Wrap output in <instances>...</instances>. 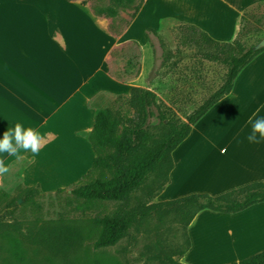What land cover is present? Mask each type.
<instances>
[{
	"label": "crops",
	"instance_id": "crops-1",
	"mask_svg": "<svg viewBox=\"0 0 264 264\" xmlns=\"http://www.w3.org/2000/svg\"><path fill=\"white\" fill-rule=\"evenodd\" d=\"M23 1L0 3V139L19 122L39 133L41 146L35 155L4 153L0 159L9 172L22 163L17 176L23 186L38 184L49 190L50 184L70 183L92 165L94 154L84 137L94 124L90 103L101 95L128 91L114 77L111 52L116 39L104 20L76 1L39 0L37 7ZM258 2L264 0H144L118 45L137 39L130 38L132 33L141 36L137 21L152 6L158 17L178 16L216 41L227 42L219 36L226 33L233 39L243 12ZM202 3L207 7L203 13ZM258 118H264V51L172 152L169 183L157 198L169 189L176 192L171 200L191 194L218 196L264 181V140L254 144L247 139L249 121ZM67 172L69 179L63 175ZM186 186L188 192L181 193ZM187 231L190 247L180 258L185 264L239 262L264 250V203L237 214L202 211Z\"/></svg>",
	"mask_w": 264,
	"mask_h": 264
},
{
	"label": "trees",
	"instance_id": "trees-1",
	"mask_svg": "<svg viewBox=\"0 0 264 264\" xmlns=\"http://www.w3.org/2000/svg\"><path fill=\"white\" fill-rule=\"evenodd\" d=\"M129 1L116 0L125 9H132L131 21L140 11L144 0L133 6ZM81 5L86 6V3L81 1ZM263 5L264 2L255 3L243 12L235 38L227 42L216 41L192 24L185 23L175 28L178 31V46L195 51L203 60L221 64L226 69L220 87L202 104L184 115L183 120L174 119L166 110H162L153 92L140 87L130 89L128 110L125 112L95 109L93 128L85 135L94 154L92 165L70 190L71 196L87 202H116L110 215L92 221L90 231L94 226L101 227L93 248L115 245L134 225L152 216L160 221L168 216L175 217L187 231L191 221L202 211L237 214L264 203V181L218 196L191 194L173 200L152 202L169 183V174L173 169L172 152L189 136L192 127L218 101L231 93L239 73L264 51V48H254L259 40L250 46L244 44V40L254 31V25L263 23L264 13L258 16ZM91 12L97 17L114 16L111 9ZM112 33L114 36L121 35L120 31ZM143 36L155 53L152 36L161 44L158 33L152 28H145ZM168 61L169 57L162 56V65ZM153 172L157 174L146 185L144 197L137 198L131 204L133 194L145 185L146 178ZM92 175L96 176L94 180L85 182ZM106 176L109 178L106 179ZM43 192L38 184L31 187L22 185L14 197L0 202V264H94L86 253L79 251L83 244L80 231L66 224L68 222H57L56 226L47 227L43 223L40 226L36 223L29 225L14 219L21 205L33 204L34 199ZM19 200L22 204L18 203ZM189 247L187 236L186 245L178 251V257L181 258ZM167 263L182 264L171 258ZM229 264H264V250Z\"/></svg>",
	"mask_w": 264,
	"mask_h": 264
},
{
	"label": "rangeland",
	"instance_id": "rangeland-1",
	"mask_svg": "<svg viewBox=\"0 0 264 264\" xmlns=\"http://www.w3.org/2000/svg\"><path fill=\"white\" fill-rule=\"evenodd\" d=\"M2 1L0 0V3ZM4 1L11 4V0ZM27 1L29 5L32 4L36 7L41 5L39 0H25L22 5H27ZM74 1L78 3L84 1L86 3L85 7L90 11L111 9L114 12L113 18L100 17L106 23L111 35H113L112 31H120L123 35L139 13L130 21L132 9H125L116 0ZM139 1L130 0L129 3L132 2L131 6H133ZM203 6L204 3L199 8L201 13L207 8ZM263 13L264 5L258 11V16ZM137 22L139 26L137 30L141 31V36L135 35V33L130 35V38L137 39H131L128 43L118 45L121 40L118 37L121 35H113L116 39V46L111 52L114 59V77L124 84V89L128 91L127 95H101L94 103H90V106L95 109L125 112L128 110L127 98L130 89L140 87L153 92L156 102L162 110H166L174 119L183 120L184 115L202 104L206 98L220 87L226 69L221 64L203 60L195 51L178 46V31L175 28L186 23L180 17L172 14H164L158 17L156 16L155 7L152 6L149 12L145 11ZM145 28H152L159 35L161 44L156 37L152 36L155 53L143 36ZM253 30L252 34L244 40L246 46L255 44L264 37V19L261 25L255 24ZM256 30H259L260 33L258 34ZM219 37L225 39V41L235 38L229 40L230 35H226V33ZM162 56L169 57L166 65L161 64ZM87 134H84V137ZM86 159H83L84 167L88 164ZM20 165L22 163L17 162L9 173L0 177V202L14 197L17 194L18 187L22 186L17 176ZM90 167L85 170L84 174ZM84 174L74 178L70 183L57 182V184H50L49 187L52 189H42L43 194L35 198L33 204H23L16 210L14 219L29 225L36 223L40 226L43 223L47 227L56 226L57 222H68L66 224L80 231L83 244L80 246L79 251L86 253L88 258L94 261V264H168L167 260L169 258L186 263L184 260H180L177 254L186 245L188 231L184 230L182 225L172 216H168L162 221L156 216H152L134 225L128 234L115 245L100 249L93 248V243L101 233V227L94 226L90 231L91 223L95 219L110 215L115 209L116 202H87L71 196L70 190L80 182ZM156 174V172H153L148 175L145 185L131 197V204H134L137 198L142 199L144 197L146 185L155 178ZM63 175L68 179L72 177L69 172ZM95 177L92 175L85 182H91ZM108 178L109 176H106V179ZM59 189L63 191L58 192ZM179 191L187 193L188 188L186 186V188H180ZM175 193L169 189L162 197H156L152 202L171 200ZM18 203L20 204L21 200Z\"/></svg>",
	"mask_w": 264,
	"mask_h": 264
},
{
	"label": "clouds",
	"instance_id": "clouds-1",
	"mask_svg": "<svg viewBox=\"0 0 264 264\" xmlns=\"http://www.w3.org/2000/svg\"><path fill=\"white\" fill-rule=\"evenodd\" d=\"M251 132L247 139L250 143L258 144L264 140V118L249 121ZM41 136L33 128H25L19 122L13 128L7 129L0 139V154L7 153L9 157L19 158L20 153L31 151L33 155L38 154L41 146ZM9 172V167L4 159H0V177Z\"/></svg>",
	"mask_w": 264,
	"mask_h": 264
},
{
	"label": "water",
	"instance_id": "water-1",
	"mask_svg": "<svg viewBox=\"0 0 264 264\" xmlns=\"http://www.w3.org/2000/svg\"><path fill=\"white\" fill-rule=\"evenodd\" d=\"M256 50L264 48V37L259 40V42L254 46Z\"/></svg>",
	"mask_w": 264,
	"mask_h": 264
}]
</instances>
